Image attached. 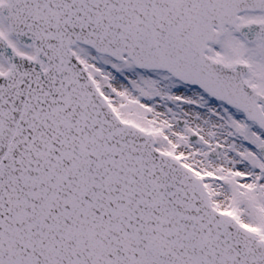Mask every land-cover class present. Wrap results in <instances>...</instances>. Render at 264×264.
I'll use <instances>...</instances> for the list:
<instances>
[{"label":"snow or ice","instance_id":"6c2138e0","mask_svg":"<svg viewBox=\"0 0 264 264\" xmlns=\"http://www.w3.org/2000/svg\"><path fill=\"white\" fill-rule=\"evenodd\" d=\"M0 264H264V0H0Z\"/></svg>","mask_w":264,"mask_h":264}]
</instances>
